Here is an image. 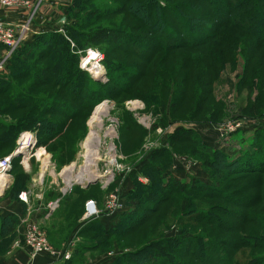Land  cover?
<instances>
[{
  "label": "trees",
  "instance_id": "obj_1",
  "mask_svg": "<svg viewBox=\"0 0 264 264\" xmlns=\"http://www.w3.org/2000/svg\"><path fill=\"white\" fill-rule=\"evenodd\" d=\"M93 2L74 0L64 11L68 20H75L64 23L66 32L51 29L35 34L8 58L5 68L0 72V156L13 152L18 137L25 131L34 132L37 144L48 147L62 132L65 121H72L80 112L92 106L91 101L102 95L103 90H106V95L109 93L112 96V92L131 88L145 74L147 68L143 71L139 65L121 66L106 57L109 49H100L104 54L103 64L111 75L110 85H101L80 68L78 51L97 48L96 45L108 43L124 49L131 46L130 51L138 53V64H141L142 59L144 62L149 61L151 51L164 47L171 50H196L204 49L213 41L234 44L238 38H231V31L238 30L254 43L247 55V67L241 85L251 87L256 81L264 83V74L259 73L260 70L264 72V65L251 75L256 53L264 49V0H167L165 6H160L158 0H126L127 8L130 5L135 7L130 11L140 21V25L134 26L132 30L101 25L94 27L96 19L102 15V6L91 7ZM169 16L176 20L174 28L166 21ZM161 21H166V25L162 26L168 27L164 32L157 31ZM247 39H244V47ZM213 50H205L201 55V58L207 55L210 61L202 72L208 73L207 66L213 70L218 66L220 54L216 55ZM257 60L264 64V55ZM199 84L200 93L194 113L202 111L203 100L212 92L210 79H201ZM62 94L70 98L74 95L73 101L63 100L65 96ZM222 111L221 107H212L206 117L210 121H217ZM243 111L252 118L264 116V94L259 92ZM139 129L146 132L143 128ZM259 130L255 131L251 146L241 150L236 158L229 157L219 149L213 152L205 149L193 131H175L170 135L171 144L174 146L182 141L196 144L198 147L194 151L202 153L203 168L212 179L188 182L167 170L159 172L160 168L151 161L146 173L152 174V182L140 186V189L133 190L129 195V198L138 201L136 207L120 213L116 223L110 226L102 223L101 218L79 224L77 235L85 240L76 245L71 259L64 264H77L88 251L101 253L115 246L116 242L122 241V246L128 244V238L147 226L151 220L154 221L147 226L148 235L144 238L150 242L142 241L136 246L137 250L123 253L112 264H264V215L254 209L259 203H264V129ZM167 152L165 148L157 149L152 159L161 158ZM20 161L19 156L14 157L11 172L16 171ZM21 174L18 173L15 184L4 192L0 200L23 202L19 195L28 188L30 181L21 177ZM245 178H249V181L240 184L239 181ZM92 185L86 188L77 185L72 191L78 190L82 194ZM71 194L61 203V208L66 206L62 213L59 216H55L56 213L52 215L51 219L61 220L60 223H54L47 229L48 238L55 246L66 241L75 227L68 209L75 202ZM195 201H214V210L204 207L195 209ZM222 202L241 207L240 213H231V223L228 225L219 215V212L224 211ZM176 203L179 209L187 203L179 217L181 221H215V229L228 230L234 235L233 241H215L211 236L194 232L187 226L182 227L179 236L166 237L163 234L160 239L153 240L160 229L173 220L174 211L169 209H177ZM19 222L18 215L0 213V238L3 239L0 245L11 243L12 234ZM248 223H251L249 228L246 226ZM247 249L248 256H243ZM185 254L189 255L190 261L182 259Z\"/></svg>",
  "mask_w": 264,
  "mask_h": 264
},
{
  "label": "rangeland",
  "instance_id": "obj_2",
  "mask_svg": "<svg viewBox=\"0 0 264 264\" xmlns=\"http://www.w3.org/2000/svg\"><path fill=\"white\" fill-rule=\"evenodd\" d=\"M125 1L94 0L91 7L102 6L100 8L102 15L96 19L94 27L101 25L116 29L132 30L134 26L140 25L139 18L130 11L131 8L135 7L130 5L127 8ZM56 2L63 4L60 7L62 17L53 22L55 27L51 26V29L66 32L63 28L64 23H72L75 20H68L64 11L68 6L73 4L74 0H59ZM166 2L167 0H158L160 6H165ZM120 7L123 11L117 13L122 10ZM166 21L170 27L174 28L176 20L173 16H169ZM166 21H161L158 24L157 31L164 32L167 30L168 27L162 26L166 25ZM231 32L233 35L231 38H238L234 41V44H222L220 41H213L209 46L204 47V49L199 48L196 50L186 48L171 50L168 47H164L161 50L151 51L149 61L147 62L145 60L144 62L142 59L141 64H138L140 62L138 60V53L130 51L131 46H128L127 49L108 43L95 46L97 47L95 49L99 48L98 50L101 53H103L101 50L105 48L109 49V54L107 53L106 57L113 62L120 63L119 65L121 66L139 65L143 68V71L146 68L147 70L129 89L112 92V96L109 93L106 95V90H103L102 95L96 96V99L91 101L93 103L92 106L80 112L72 121H65L66 125L63 127L62 132H59L55 141L50 143L48 147L38 145L37 150L33 152L35 156L28 160H21L15 168L16 171L10 173L7 189H10L15 184V177L18 176V173H22L20 176L31 182L30 184L27 183L28 188L26 189V191L30 192V196L28 203H26L28 206L25 207L24 211L22 210L23 212L20 211V205H2L3 202L5 203L7 201L0 200L1 214L14 215L17 213L15 215L20 217L18 227L12 234L11 243L8 245H0V264L11 255L13 249H16V247L19 248L21 244L23 245V220L25 218L40 222L45 206L49 202L55 201L58 198H62L61 201H63L67 195L73 192L72 190L69 192L70 186L67 184L69 179L72 182L76 180L79 186L87 185L90 180L96 179L97 182L94 183L95 185L91 184L92 186L82 194H79L78 190H74L71 194V199H74L75 202L68 209L70 219L72 222L75 221V227L68 239L58 245L60 247L66 244L67 241L77 240L78 244L85 240L82 236H78L77 232L89 200H95L99 203L101 209L104 210V204L109 195L118 191L121 193V199L126 203L123 211L134 209L138 201L135 198H129L130 192L152 182V174L146 173L151 161L160 168L159 172L167 170L173 176H180V178L188 182H195L199 179L204 181H209V178L212 179L208 177L209 175H207L203 168L201 161L202 153L200 151H194L198 147L196 144L186 141L175 143L174 146L171 144L170 135L178 129L193 131L198 135L205 149L210 152L219 149L232 158H236L241 150L248 149L251 146L255 137V131L259 129L262 131L264 129V116L252 118L245 115L243 110L255 100L259 92L262 95L264 94V83L260 82L259 84L256 81L255 85L251 87L241 85L247 67V55L252 50L254 43L238 30ZM244 39H247V44L245 45L246 50L244 47ZM210 48L214 49L213 51L216 55L220 54L218 57V66L214 70L209 69L207 66L208 73L202 72L210 61L207 55H205V58H201V55H203L205 50ZM78 52L81 60L85 51ZM256 54L257 56L254 59L251 75H253L254 70H258L264 65L260 64L257 60L259 56L264 55V49H259ZM87 68L92 72L87 71L89 75L101 85H110L111 75L104 64L102 66L103 75L101 77L96 75L97 70L90 67ZM259 73L264 74L261 70ZM201 79H210L212 81V92L208 98L203 100L202 111L194 113V107L200 93L199 83ZM35 93L38 94V92ZM63 96L65 97L62 99L67 102L73 101L74 99V95H71V98L69 95L64 94ZM105 101L107 103H105V109L103 110L104 115L102 114L100 118L102 121L92 125L93 132L98 136L100 135V144H97L95 141V144L93 143L91 147H86L84 142L91 130L90 120L94 115L96 107ZM212 107H221L223 109V113L217 121H210L208 120V116L206 117V115H209L208 113L212 110ZM13 121L15 120L13 119ZM237 124H244V126L243 128L235 129L236 131L233 130L228 133L230 127ZM135 126L138 128L135 129ZM139 128H143L146 132ZM25 132H22L20 136ZM160 148H165L168 151L167 154L161 158L152 159L153 152ZM10 154L12 152L2 154L0 159ZM46 164L49 165L47 169L45 167ZM67 168L70 170L65 172ZM42 170H44V175H41L42 180L39 182L40 172ZM86 173L88 177L90 176L86 178L87 180L79 182V180L75 179L79 175ZM248 179L245 178L239 182L243 184L249 181ZM73 184L75 185V183ZM64 189L67 190V194L65 193V195H63ZM213 203L214 201H195L194 208L199 209L200 207H204L206 209H213ZM176 204L177 209L173 206V208L169 209V211H174L173 220H170L168 225L162 227L153 240L160 239L163 234L166 237L179 236L182 234V227L187 226L188 229L194 232L211 236V239L215 241H233L234 235L231 232L215 229V221L209 223L181 221L179 217L183 214L187 203L182 204L180 209L178 203ZM222 204L224 205L222 208L224 211L219 212V215H222V219L228 225L231 223L229 219L231 218L229 217L231 213L238 214L241 211V207L237 204L234 205L227 202H222ZM65 208V205L61 208L60 204V207L54 212L56 213L55 216H59ZM254 209L260 210L262 212L261 215H264V203H259ZM116 213L111 212L109 215L118 217L120 214ZM51 218L52 216L42 224L47 237V229L54 223L58 224L61 221H56ZM153 221H149L146 225H152ZM111 222L109 224L116 223L112 219ZM147 226L135 235L130 236L128 238V244L122 246V241H120L119 243L116 242L115 246H110L101 253L88 251L85 257L77 264H99L102 261H112L113 263L123 253H130L133 250H137L136 246L142 241H149V239H144L148 235L149 229ZM246 226L249 228L251 223H248ZM48 240L52 245L54 244L49 238ZM2 243L3 239L0 238V244ZM53 246L59 248L58 246ZM2 249L3 252H1ZM247 252L248 249L244 252L245 254L243 256H248L246 255ZM182 259L190 261L188 254L183 255Z\"/></svg>",
  "mask_w": 264,
  "mask_h": 264
},
{
  "label": "built area",
  "instance_id": "obj_3",
  "mask_svg": "<svg viewBox=\"0 0 264 264\" xmlns=\"http://www.w3.org/2000/svg\"><path fill=\"white\" fill-rule=\"evenodd\" d=\"M48 1L49 0H0V5L4 7L20 9L25 8L29 11L31 10L28 19L24 22H7L0 19V72L5 68L7 60L12 52L30 37L32 33V20L34 18V14L36 13L38 5H40L41 3H46ZM53 1L56 2L59 0ZM103 61L104 54L101 53L98 49L91 47L85 50V53L80 60V67L83 70L91 72V70H89L87 67L96 70L95 64H103ZM102 75L103 72L97 76L101 77ZM243 126L244 124L231 126L228 133L232 132L235 129L237 130L239 128H243ZM26 141L27 143L25 144ZM24 146L29 147L23 150ZM38 147V144L34 143L33 133H31V131L25 132L19 137L17 141V147L12 152V154L0 159V177H2L5 173L8 174L7 178L5 177L4 179L5 182L0 185V196L3 195L8 188V179L13 168L14 157L19 156L21 160H28L31 157L35 156L33 152L37 150ZM45 167L47 169L49 165L46 164ZM43 171L44 170L40 172L39 182H41L42 176L44 175ZM76 185L78 184L75 183V185H70L69 192ZM65 193L67 194L66 189H64L63 195H65ZM29 196L30 192L24 191L19 195V198L25 203H28ZM61 200L62 198H58L55 201L49 202L45 206L44 213L42 214L43 217L40 222L27 218L23 220V245L28 251V255L30 258L29 264H64L66 261H69L71 259L77 245V240L69 241L62 247L56 248L49 242L47 234L42 227L44 221L48 220L50 216H52V214L55 212V210L60 207V204L62 202ZM125 204L126 203L121 199V193L118 191L109 195L104 204V210L101 209L99 203H97L95 200H89L86 204V211L83 215L82 220L80 221V224L83 225L93 219H99L105 214H111V212H118L116 214H120L122 213L121 211H123Z\"/></svg>",
  "mask_w": 264,
  "mask_h": 264
},
{
  "label": "crops",
  "instance_id": "obj_4",
  "mask_svg": "<svg viewBox=\"0 0 264 264\" xmlns=\"http://www.w3.org/2000/svg\"><path fill=\"white\" fill-rule=\"evenodd\" d=\"M61 5L63 4L57 2L55 3L53 0L38 5L32 21V33L30 36H32L33 34H38L43 31L51 30L52 28L51 26L55 27V24L53 22H55V20L62 17V10L60 8ZM30 12L31 10L29 11L28 9L25 8L20 9V8L4 7L0 5V19L5 20L7 22H16V21L24 22L28 19ZM5 201L7 202L5 203L3 202L2 205L4 204L20 205V207L22 208V209L20 208V211L22 210L24 211L25 207L28 206V204H26L24 201H23L24 203L15 200L13 201L5 200ZM111 219L112 221H117L119 217L117 216L113 217L111 215H103L100 220L106 226H110L112 225L109 224L112 223ZM29 262H30V258L28 255V251L26 247L21 244L19 245V248L16 247V249H13L11 255H9V257H7V259L4 260L2 264H29ZM99 264H112V261L110 262L102 261Z\"/></svg>",
  "mask_w": 264,
  "mask_h": 264
},
{
  "label": "bare ground",
  "instance_id": "obj_5",
  "mask_svg": "<svg viewBox=\"0 0 264 264\" xmlns=\"http://www.w3.org/2000/svg\"><path fill=\"white\" fill-rule=\"evenodd\" d=\"M102 66H103V64H99V63H96L95 64V68H96V70H97V72H96V74L97 75H99L100 73H102L101 71H102ZM105 103H107V101H105V102H103L101 105H99L98 107H96V110H95V112H94V115L92 116V118H91V120H90V124H91V130H90V132H89V134L87 135V138L85 139V142H84V145L86 146V147H91V145L96 141V143L97 144H100V141H101V138H100V135L98 136L96 133H94L93 132V124H95L96 122H101L102 120H100V118H101V116H102V114H103V110L105 109ZM109 107V106H108ZM109 109V108H108ZM106 114V113H105ZM104 115V114H103ZM31 133H33V139H34V143L35 144H37V138H36V135H35V133L34 132H31ZM27 143V141L25 142V144ZM95 144V143H94ZM29 146H24L23 147V150L25 149V148H28ZM113 148V147H112ZM97 149H98V147H97ZM96 150V149H95ZM113 153H114V151H113ZM98 154V153H97ZM96 162V161H95ZM90 165H92V163H90ZM68 170H70V169H65V172H67ZM93 171V170H92ZM7 175L8 174H4L2 177H0V185L1 184H3V182H5L4 181V179H5V177L7 178ZM88 174L86 173V174H82V175H79V177H76L75 179H77V180H79V182L80 181H85V180H87L86 178L88 177L87 176ZM91 175V174H90ZM90 177V176H89ZM88 177V178H89ZM73 183H77V181L76 180H73V182H72V180L71 179H69L68 181H67V184L70 186V185H72Z\"/></svg>",
  "mask_w": 264,
  "mask_h": 264
},
{
  "label": "water",
  "instance_id": "obj_6",
  "mask_svg": "<svg viewBox=\"0 0 264 264\" xmlns=\"http://www.w3.org/2000/svg\"><path fill=\"white\" fill-rule=\"evenodd\" d=\"M63 20H65V18H63ZM95 78H97V77H95ZM98 79H99V77H98ZM96 182H97L96 179H95V180H90V181L88 182L87 185H81V187L86 188V187H88L89 185L94 184V183H96Z\"/></svg>",
  "mask_w": 264,
  "mask_h": 264
}]
</instances>
